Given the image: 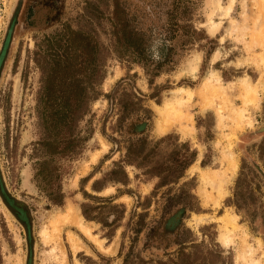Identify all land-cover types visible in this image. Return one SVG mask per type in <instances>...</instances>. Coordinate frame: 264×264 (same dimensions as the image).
I'll list each match as a JSON object with an SVG mask.
<instances>
[{
  "label": "rangeland",
  "instance_id": "1",
  "mask_svg": "<svg viewBox=\"0 0 264 264\" xmlns=\"http://www.w3.org/2000/svg\"><path fill=\"white\" fill-rule=\"evenodd\" d=\"M189 1L191 30L176 42L174 66L151 76L140 64L111 51L107 20L111 0H0V54L4 50L0 62V264H28L32 257L33 264H61L63 257L66 264H264V69L254 63L264 59V49L253 45L255 30L264 26V20L256 19L260 2L234 0L230 14L225 15L229 0ZM96 7L105 12L102 19L95 17ZM216 21L219 29L211 34L210 24ZM69 30L94 37L110 52L91 113L74 128L75 136L86 140L76 153L51 158L37 145L48 130L41 105L43 75L57 50L56 42ZM195 56L200 57V65L193 78L184 70ZM211 73L222 85L234 86L226 90L231 104L221 116L216 112L218 100L211 108L200 109V91ZM239 78L261 87L259 106L248 105L247 119L241 122L233 113L243 106L236 87ZM184 89L193 91L184 109L192 115V132L184 136L172 126L158 133L155 108L172 92ZM57 132L52 130L51 135L56 137ZM169 136L152 152L155 143ZM142 140L144 153H150L153 163L137 169L124 160L129 146ZM184 144L197 152L195 162L177 183L157 188L159 179L151 178L147 170L155 162H167L174 153L185 157ZM44 159L52 175L39 179L50 191H61V206L51 204L36 181ZM230 159L237 164L234 174ZM193 166L216 174L221 184L203 187L199 172H190ZM122 170L126 184L113 183L111 179L123 177ZM93 185L102 190L95 191ZM1 189L22 204L33 241L21 218L4 202ZM169 198H179L186 208L192 205L197 211L188 209L181 219L172 220L169 217L177 207L171 215L163 214ZM69 205L89 223L102 249L76 227L65 225L59 246L53 241L43 244L40 231L45 228L53 234V218ZM83 209L94 219H86ZM226 214L235 218L237 227L230 228L233 241L227 247L219 240L220 219ZM152 227L155 231L149 232ZM165 228L171 233L162 236ZM69 232L82 246L77 252L68 241Z\"/></svg>",
  "mask_w": 264,
  "mask_h": 264
},
{
  "label": "trees",
  "instance_id": "2",
  "mask_svg": "<svg viewBox=\"0 0 264 264\" xmlns=\"http://www.w3.org/2000/svg\"><path fill=\"white\" fill-rule=\"evenodd\" d=\"M112 10L107 16L110 26V48L119 58L127 57L129 62L140 64L151 76H158L174 66L176 56V42L188 37L190 5L189 0H111ZM95 17L102 19L105 12L96 7ZM57 50L45 66L43 75L42 113L47 119L48 130L45 136L37 143L38 150L51 158H64L80 149L85 138L75 136L76 124L91 113V104L95 101L104 75L105 56L110 52L109 47L102 46L94 37L83 32L68 31L57 42ZM57 130L56 137L51 135ZM166 137L155 143L152 152L162 142L170 139ZM131 144L125 155V164L137 169L153 163L150 153H144L143 145ZM144 143V144H143ZM185 157L172 154L170 160L161 164L154 163L147 170L151 178L159 179L157 188L175 184L184 175V172L196 160L197 152L189 150L187 146ZM48 159L40 162L36 181L51 204L61 206L63 195L60 190L50 191V187L43 184L42 179L50 178L52 172L47 167ZM121 171V168H119ZM114 172H118L117 169ZM113 172V173H114ZM48 173V174H45ZM122 178L111 179L113 183L126 184L127 176L122 170ZM97 182L94 183V185ZM93 189L101 191L102 189ZM179 198H169L164 208L167 215L174 208L178 209L172 218L179 217L189 209L197 211L195 206L186 208ZM190 200H195L189 196ZM83 215L93 220L83 209ZM165 218V217H164ZM154 227L149 229L153 232ZM171 232L163 230L162 236ZM186 259L187 255H183Z\"/></svg>",
  "mask_w": 264,
  "mask_h": 264
},
{
  "label": "bare ground",
  "instance_id": "3",
  "mask_svg": "<svg viewBox=\"0 0 264 264\" xmlns=\"http://www.w3.org/2000/svg\"><path fill=\"white\" fill-rule=\"evenodd\" d=\"M234 2H235L234 0H229L228 5L223 9L225 15L230 14L231 9L234 6ZM259 2H260L259 7H257L258 8V11H257L258 17L256 18L257 21H259L261 19L264 20V0H259ZM216 6H217V9H219V4H216ZM219 26H220V23H217V21H216V23L212 22L210 24L211 34H215L218 31ZM220 40L222 42L224 40V38H221ZM253 45L262 47V49H264V26L261 25L260 30H258V31L255 30L254 44ZM259 58L260 59L254 63L256 64V66L258 68L262 67L261 69H264V59H261V57H259ZM199 63H200V57L195 56L193 58V60L192 61L190 60V62L187 64V67L184 70V73L186 72L194 78L195 74L198 70V66L200 65ZM214 76H215V74L211 73L209 75V77H206V79L204 80V84H203L201 91H200V98L202 100V106L200 109L202 111H204L207 108H211L214 100H218L219 105L216 108V112L219 116H221V115H224V111H225L226 107L229 106V104H231L226 99V90H232L234 88V86H232V85H230V86L228 85L229 87L224 86L221 83H219V78L216 77L217 75L215 77ZM237 81L238 82L236 84V87L240 91V96L242 99V105L243 106H242V108H240L237 111L233 110V113L235 115L234 116L235 120L238 122H241L242 120L247 119L246 118V113H247L246 111H247L248 105H251L254 107L259 106V94L261 92V87L253 86L251 81L247 78H239ZM192 96H193V91L191 89H184V90H181L179 92H172V95L170 98L163 101V104L161 106H158L155 108V111L157 113L156 115H158L159 119H160V123H159L158 128H157L158 133H161V134L165 133L172 126H177L178 131L181 132L182 135H184V136L188 135L189 133L192 132V127H191L192 115L190 113H187L186 110H184L187 106H189L190 102L192 101ZM248 124L250 125L249 120H248ZM97 157H98L97 154L93 155V160L96 161ZM229 165H230L229 166L230 172L232 174H234V172L237 168V164H236L235 160L230 159ZM194 171L199 172L198 173L199 174V180L202 183L203 187L204 186H212V185L215 186V184H217V185L221 184L219 179L217 178L216 174H212V173L210 174V173L206 172L207 170L205 171L204 169H200L198 166H193L191 168L190 172H194ZM204 196L207 197L206 192H205ZM216 206H218V205H216ZM234 219L235 218L233 216H230L229 214H226L224 217H222L220 219V221L223 224V226L221 227V231L223 233L221 234L219 240L222 243V245H224L226 247L229 246L231 244V242L233 241L232 238L230 237V231H231L230 228L232 230L237 229ZM51 224H52V228H53V234H52V232L51 233L48 232L45 228H43L40 231V236L42 238V242L45 245H48V243H50L51 241H53L54 244L58 245V243L60 241L61 227L65 225V226L76 227L83 235H85L87 238L92 240L100 249H102L101 242H99L95 237L92 236L91 227L89 226V223L85 222L78 215V210L75 209L72 205L67 206L66 210L63 213L54 217ZM67 238H68V241L71 245L72 250L74 252H77V250H79V248L81 246V245L79 246V241L77 240V236L74 233L69 232L67 235ZM60 251H61L62 255L64 256V251L61 249H60ZM114 251L115 250H113V252ZM106 252H107V250H106ZM54 253H55V248H53L52 251H50L49 256L54 257ZM109 253H110V251H109ZM62 255H61V258H62ZM60 263L66 264L64 257L62 258V261ZM76 264H78V263L76 262ZM254 264H259V263H258V261H256V262H254Z\"/></svg>",
  "mask_w": 264,
  "mask_h": 264
},
{
  "label": "water",
  "instance_id": "4",
  "mask_svg": "<svg viewBox=\"0 0 264 264\" xmlns=\"http://www.w3.org/2000/svg\"><path fill=\"white\" fill-rule=\"evenodd\" d=\"M8 40V37L7 39ZM6 43V42H5ZM6 47V46H5ZM3 54H4V50L3 52H1L0 54V62H1V59L3 57ZM2 185L0 184V187ZM2 188V187H1ZM1 192L2 189H1ZM2 196H3V200L4 202L7 204V206H9V208H12L15 212H16V215L17 217L20 219L21 218V221L23 222V224L26 226L27 228V237L29 239V241H33V236L30 235L29 233V223L27 222V219L25 218V215L23 213V208H22V204L18 201H14L12 198H10L8 195H6L4 192L2 193ZM32 255H33V248H32ZM28 264H33V257L30 259V261L28 262Z\"/></svg>",
  "mask_w": 264,
  "mask_h": 264
}]
</instances>
